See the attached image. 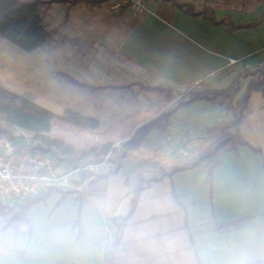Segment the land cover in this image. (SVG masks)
<instances>
[{
	"label": "crops",
	"instance_id": "0c3cea01",
	"mask_svg": "<svg viewBox=\"0 0 264 264\" xmlns=\"http://www.w3.org/2000/svg\"><path fill=\"white\" fill-rule=\"evenodd\" d=\"M174 1L177 5L147 0L149 13L142 15L113 13L106 1H69L49 11L53 7L63 13L54 27H59L64 44L98 50L102 63L97 67L117 70L118 75L108 71L95 83L87 81L121 86L97 90L99 96L131 92L140 98L135 110L152 116L169 109L179 93L188 100L191 93L227 89L236 81L234 107L254 78L241 76L243 70L264 65V0ZM186 6L193 13L186 12ZM41 49L29 55L52 75L50 112L60 115L73 109L97 118L110 109L111 114L123 110L118 99L95 106L54 71L51 55ZM127 77L133 79L123 80ZM142 86L167 88L169 94ZM61 88L73 103H62ZM161 100L157 111L148 112V104ZM246 108L238 125L245 144L219 154L210 181L204 166L176 171L144 187L129 215L139 175L159 168L147 160V151L167 154L169 161L162 168L168 171L175 159L190 157L217 123L232 119L225 104L188 102L169 118L165 129H151L140 150L122 159L116 173L105 180L90 179L75 193L61 197L44 188L38 192V198L43 197L35 201H0V264H103L105 257L113 264L264 260V91H252ZM127 215L114 246L110 219Z\"/></svg>",
	"mask_w": 264,
	"mask_h": 264
},
{
	"label": "trees",
	"instance_id": "16d2710c",
	"mask_svg": "<svg viewBox=\"0 0 264 264\" xmlns=\"http://www.w3.org/2000/svg\"><path fill=\"white\" fill-rule=\"evenodd\" d=\"M107 0H74L75 3L84 2L94 5ZM171 1L177 5L174 0ZM68 0H0V38L13 44L20 50L30 53L49 42L57 33L59 27H47L43 24L48 5L52 3H65ZM186 12L193 13L189 6ZM214 23H220L212 19ZM68 83L80 89H89L92 93L101 89H117L121 86L96 85L87 81H79L73 76L58 72ZM241 76H253L250 79L245 93L232 107L231 99L237 91L235 83L222 90H213L205 93H191L188 100H184L185 93H179L180 99L169 109L160 111L154 116H146L139 110L126 115L118 121L108 125L100 132L102 141H87L73 143L65 136L53 134V126L77 129L79 131L94 132L99 128V120L96 117H88L71 109H65L62 114L56 115L33 101L21 95L9 92L0 86V134H6L15 141L24 138L21 132L29 137L31 150L38 149L53 157L65 168H80L78 173L70 178L75 186L81 187L90 180H105L110 174L116 173L121 167V161L133 151L140 150L144 137L153 128L165 129L169 118L177 109L196 99H204L210 102L225 104L227 111L231 110L230 121H220L211 128L207 136L200 142L195 152L186 158L175 159V164L165 171L159 167L157 171L142 173L138 177V183L134 188L131 198L129 213H132L139 192L152 182H157L169 177L176 171L187 167L204 166L207 169V181H210L212 170L219 165V154L225 150H237L245 141L242 139L238 125L246 113V101L254 90L264 91V65L253 69H244ZM144 89L167 91L160 86H142ZM16 133H19L16 135ZM99 165H107V173L95 172L92 168ZM47 193L57 191L61 197L75 193L76 190H62L56 186L46 187ZM37 196V197H36ZM32 201L38 198V193L25 198ZM125 217H113L109 222V230L113 234L112 244L115 246L120 240L121 230L127 220ZM103 264H113L111 257H105ZM250 264H264V260Z\"/></svg>",
	"mask_w": 264,
	"mask_h": 264
},
{
	"label": "rangeland",
	"instance_id": "374dc122",
	"mask_svg": "<svg viewBox=\"0 0 264 264\" xmlns=\"http://www.w3.org/2000/svg\"><path fill=\"white\" fill-rule=\"evenodd\" d=\"M69 1L74 0H68V2ZM54 4L64 3H52L48 5L46 14L43 17V24L49 28L54 27L55 24L60 22L63 16L62 11H60L59 9L57 10L52 7V9L49 11V8ZM68 42L71 43L72 41ZM40 48H42V52L45 51L47 55H51L50 58L53 60V69L55 72H65L73 76L74 78H77V80L90 81L95 83L98 81V77H100L103 72L108 71H114L116 75H118L117 70L113 69V67H97V65H101L102 63L98 50H91L90 48H87L75 42L74 45L68 46L67 44H64L63 36L61 35V33H56L49 42H47ZM29 54L30 53H26L13 44L0 38V86L8 90L9 92L21 95L24 98H27L34 103L42 106L43 108L50 110V106L52 104L48 100V96L50 95L48 90L50 89L52 84V75H49L46 69L41 67L39 68L37 66V61L31 59V55ZM39 55H41L42 57V53H40ZM131 77H134V75H132ZM131 77L123 78V80L130 81L133 79ZM37 78H39V80H33ZM60 80H62V82H65L62 78ZM113 81L116 82L119 80H104V82ZM77 90L79 92H82L83 95H85L95 106H97L98 104H103L104 102L111 104V102H116V99H118L117 104H119V106H123V110H120L119 112H116L114 114H111V109L106 112L104 111L103 116L101 115L100 117H97L100 124L99 128L94 132L79 131L77 129L61 127L58 125L53 126V134L65 136L73 143L79 144L87 141H102L100 132L103 131L104 128L121 119L123 117V114H125L126 112H132L135 109H139L140 106L138 103V100L140 98L138 99V97H136V95L131 92L122 93L121 91H119V93H111L109 91L108 93H103L101 96H99V92L92 93L89 89ZM61 91L64 93L62 88ZM61 96L64 100L62 101V103L72 102L70 95L67 96L64 93L61 94ZM161 103L162 100L148 104V112L153 113L154 111H157ZM17 134L19 133H16L15 136H17ZM146 157L148 158L147 160H151L152 165L155 164L156 167L161 168L162 166H165L169 161V156L161 151H157L154 153L151 151H147ZM108 168L109 167L107 165H99L92 168V170H94L95 172H101L103 170H107ZM91 178L93 177H90V179ZM6 211L11 215V212L8 208L6 209ZM22 238L24 237L22 236Z\"/></svg>",
	"mask_w": 264,
	"mask_h": 264
},
{
	"label": "built area",
	"instance_id": "2783aa9c",
	"mask_svg": "<svg viewBox=\"0 0 264 264\" xmlns=\"http://www.w3.org/2000/svg\"><path fill=\"white\" fill-rule=\"evenodd\" d=\"M108 9L117 13L127 10L133 15L149 13L147 0H107ZM22 141L0 134V201H22L48 186L78 190L70 178L80 168H65L50 155L31 150L29 137L21 132Z\"/></svg>",
	"mask_w": 264,
	"mask_h": 264
}]
</instances>
